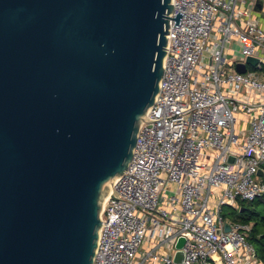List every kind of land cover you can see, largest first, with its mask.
<instances>
[{"label":"water","instance_id":"obj_1","mask_svg":"<svg viewBox=\"0 0 264 264\" xmlns=\"http://www.w3.org/2000/svg\"><path fill=\"white\" fill-rule=\"evenodd\" d=\"M172 11L0 0V264H93L103 203L159 92Z\"/></svg>","mask_w":264,"mask_h":264},{"label":"built area","instance_id":"obj_2","mask_svg":"<svg viewBox=\"0 0 264 264\" xmlns=\"http://www.w3.org/2000/svg\"><path fill=\"white\" fill-rule=\"evenodd\" d=\"M250 2L171 0L159 92L103 203L93 264H264L250 224L222 215L264 194V0Z\"/></svg>","mask_w":264,"mask_h":264},{"label":"trees","instance_id":"obj_3","mask_svg":"<svg viewBox=\"0 0 264 264\" xmlns=\"http://www.w3.org/2000/svg\"><path fill=\"white\" fill-rule=\"evenodd\" d=\"M238 209L229 206L224 217L243 224H250L247 239L255 247L258 258L264 263V194L250 201L238 200Z\"/></svg>","mask_w":264,"mask_h":264},{"label":"rangeland","instance_id":"obj_4","mask_svg":"<svg viewBox=\"0 0 264 264\" xmlns=\"http://www.w3.org/2000/svg\"><path fill=\"white\" fill-rule=\"evenodd\" d=\"M246 1H247V4H248V5H249L250 3H252V2H250V0H246ZM225 59L227 60V62L232 63L233 60H238V59H240V55H239V54H236L235 56H232V57H230V58H227V57H226ZM239 126L241 127V124H239ZM239 126H238V127H239ZM242 126H246V125H245V124H242ZM172 187H174V185H172ZM237 205H239V203H238ZM228 208H229L228 205L223 206L222 212H223V213H227Z\"/></svg>","mask_w":264,"mask_h":264},{"label":"crops","instance_id":"obj_5","mask_svg":"<svg viewBox=\"0 0 264 264\" xmlns=\"http://www.w3.org/2000/svg\"><path fill=\"white\" fill-rule=\"evenodd\" d=\"M229 48L233 50V56H235L236 54H239L238 53V44L236 42H233V44ZM226 57L230 58L231 55L228 54Z\"/></svg>","mask_w":264,"mask_h":264}]
</instances>
